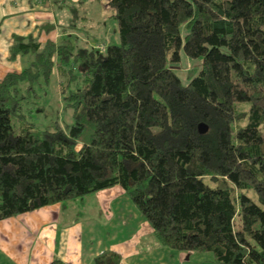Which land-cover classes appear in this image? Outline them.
Returning a JSON list of instances; mask_svg holds the SVG:
<instances>
[{"label": "trees", "instance_id": "trees-1", "mask_svg": "<svg viewBox=\"0 0 264 264\" xmlns=\"http://www.w3.org/2000/svg\"><path fill=\"white\" fill-rule=\"evenodd\" d=\"M109 4L118 40L103 51L76 34L96 41L80 4L60 5L58 42L14 36L10 57L28 62L0 78V221L119 185L156 244L264 264V0ZM181 52L198 59L186 82ZM54 70L59 98L35 105Z\"/></svg>", "mask_w": 264, "mask_h": 264}, {"label": "crops", "instance_id": "crops-1", "mask_svg": "<svg viewBox=\"0 0 264 264\" xmlns=\"http://www.w3.org/2000/svg\"><path fill=\"white\" fill-rule=\"evenodd\" d=\"M92 1L98 5L104 1L105 8L108 2L0 0V78L8 71L21 70L22 57L19 54L10 57L14 36H31L38 40L40 47L47 40L58 42L67 33L63 29L69 21L68 8L60 5L66 2L80 4L91 17L88 21L91 24L97 20L92 16L93 12L83 6ZM77 33L87 44L94 43L90 35ZM89 195L94 196L96 215L88 213L68 218L70 215L64 212L66 205L54 203L1 220L0 264H53V260H59L58 264H94L95 256L103 250L119 253L120 264L144 263L146 251L156 244L148 222H143V230L136 227L123 236L119 235L118 229L106 231L103 227L104 222L111 223V217L120 211L121 203L127 202L122 187L115 185ZM106 205L108 213L104 208ZM147 243V249H144L143 245Z\"/></svg>", "mask_w": 264, "mask_h": 264}, {"label": "rangeland", "instance_id": "rangeland-1", "mask_svg": "<svg viewBox=\"0 0 264 264\" xmlns=\"http://www.w3.org/2000/svg\"><path fill=\"white\" fill-rule=\"evenodd\" d=\"M92 1L89 5L83 6L84 8H88L89 11L93 12L92 16L96 18L97 22L94 24L91 23L88 27L90 32L94 34L95 38V46L99 47L101 51L105 49V44L111 42H117L118 36L116 32V23L113 18L110 17L111 7L109 4V0L106 3V8L104 6V1L101 2L100 5L93 3ZM91 27V28H90ZM80 38L81 35L78 34ZM81 43L85 47H91L92 45L87 44V41H84L81 38ZM181 61L173 65L174 70L182 79L183 82L188 81V74L194 76L196 74L198 66L194 67L190 72L188 71L194 65H196V61L193 59L187 58L184 53L181 52ZM22 61L20 63L21 69L24 65L27 64L26 56H21ZM61 77L60 75L54 70L53 77L48 85L43 86L42 88L37 89V92L40 93L38 99L34 101L35 105L38 104H46L48 100L53 96L59 98V81ZM41 91V89H43ZM63 104V103H62ZM71 109H66L62 111L61 115V123H70L71 122ZM126 203H121L120 211L111 217V223L108 221L103 223V227L106 231H111V229H118L119 235L123 236L125 233L130 232L131 230H135L136 227H139L140 230H143V222H147L141 212L133 205V203L129 200V198L125 195ZM94 196L87 195L82 199H76L72 201L66 202L65 206V214L70 215L68 218L77 215L78 217L82 216L83 214H98L96 210ZM105 205V204H104ZM109 212L107 205L104 207ZM102 217L105 218V214L103 213ZM67 218V219H68ZM148 228L151 229L149 224ZM117 231V230H116ZM119 238V237H118ZM121 238V237H120ZM148 243L144 244V249H147ZM144 263L141 264H213V255L211 252L205 251H190V252H183L173 250L171 248L161 246L159 244H155V246L150 247L148 251H146V257H144ZM134 259L133 261H135ZM132 261V262H133ZM6 263V262H5ZM135 263V262H133Z\"/></svg>", "mask_w": 264, "mask_h": 264}, {"label": "water", "instance_id": "water-1", "mask_svg": "<svg viewBox=\"0 0 264 264\" xmlns=\"http://www.w3.org/2000/svg\"><path fill=\"white\" fill-rule=\"evenodd\" d=\"M207 129H208V127H207V125L205 123L200 122L198 124V130H199V132L204 133V132L207 131Z\"/></svg>", "mask_w": 264, "mask_h": 264}]
</instances>
